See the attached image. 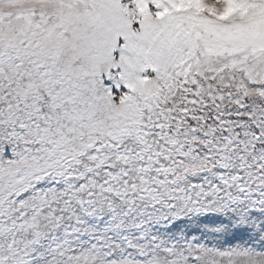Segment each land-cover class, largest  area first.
Here are the masks:
<instances>
[{
  "label": "snow or ice",
  "instance_id": "6c2138e0",
  "mask_svg": "<svg viewBox=\"0 0 264 264\" xmlns=\"http://www.w3.org/2000/svg\"><path fill=\"white\" fill-rule=\"evenodd\" d=\"M0 264H264V0H0Z\"/></svg>",
  "mask_w": 264,
  "mask_h": 264
}]
</instances>
